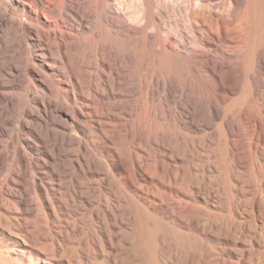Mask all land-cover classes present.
<instances>
[{"label": "rangeland", "instance_id": "obj_1", "mask_svg": "<svg viewBox=\"0 0 264 264\" xmlns=\"http://www.w3.org/2000/svg\"><path fill=\"white\" fill-rule=\"evenodd\" d=\"M79 255L264 264V0H0V264Z\"/></svg>", "mask_w": 264, "mask_h": 264}, {"label": "bare ground", "instance_id": "obj_2", "mask_svg": "<svg viewBox=\"0 0 264 264\" xmlns=\"http://www.w3.org/2000/svg\"><path fill=\"white\" fill-rule=\"evenodd\" d=\"M149 197V196H148ZM143 199H145V204L146 205H148V206H153V204H154V200L152 199H149V198H143ZM99 251V250H98ZM100 251H102L101 249H100ZM94 252V251H93ZM100 253H102V252H100ZM102 256H104V255H102ZM105 258V257H104ZM86 261V258L85 257H83V256H78L77 257V259H76V261L74 262V264H88V263H86L85 262ZM93 264H94V262H93Z\"/></svg>", "mask_w": 264, "mask_h": 264}]
</instances>
